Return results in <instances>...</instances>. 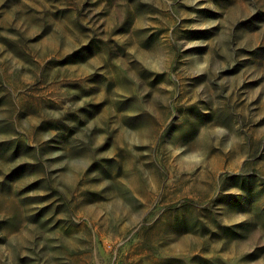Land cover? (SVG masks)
Segmentation results:
<instances>
[{
	"label": "clouds",
	"instance_id": "9594fccd",
	"mask_svg": "<svg viewBox=\"0 0 264 264\" xmlns=\"http://www.w3.org/2000/svg\"><path fill=\"white\" fill-rule=\"evenodd\" d=\"M0 264H264V0H0Z\"/></svg>",
	"mask_w": 264,
	"mask_h": 264
}]
</instances>
